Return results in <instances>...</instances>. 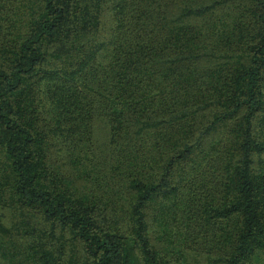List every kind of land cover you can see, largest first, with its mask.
I'll list each match as a JSON object with an SVG mask.
<instances>
[{
	"label": "trees",
	"instance_id": "16d2710c",
	"mask_svg": "<svg viewBox=\"0 0 264 264\" xmlns=\"http://www.w3.org/2000/svg\"><path fill=\"white\" fill-rule=\"evenodd\" d=\"M0 264H264V0H0Z\"/></svg>",
	"mask_w": 264,
	"mask_h": 264
}]
</instances>
